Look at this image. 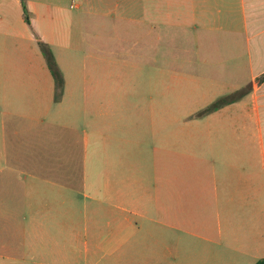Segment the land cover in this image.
Returning <instances> with one entry per match:
<instances>
[{"label":"crops","instance_id":"obj_1","mask_svg":"<svg viewBox=\"0 0 264 264\" xmlns=\"http://www.w3.org/2000/svg\"><path fill=\"white\" fill-rule=\"evenodd\" d=\"M67 1L0 0V264L264 259V0Z\"/></svg>","mask_w":264,"mask_h":264},{"label":"trees","instance_id":"obj_2","mask_svg":"<svg viewBox=\"0 0 264 264\" xmlns=\"http://www.w3.org/2000/svg\"><path fill=\"white\" fill-rule=\"evenodd\" d=\"M21 4L23 7L25 20L27 23H29L27 11H26V6H25V0H21ZM38 45H39V48H40V50H41V52L45 58L47 67H48V69H49V71L53 77V80L55 83L56 95L58 96L59 93L61 92L62 86H63V79H62L61 73L57 67V64L55 62L54 56H53L50 48L46 44L41 43V42H39ZM263 80H264V76L261 79H259V82H262ZM239 97L240 96L238 94H235V95H232V96L227 97L225 99H221V100L213 103L209 107H207L203 111V114L212 112V111L216 110L217 108H219L220 106H222L223 104L234 101ZM255 264H264V259L258 260Z\"/></svg>","mask_w":264,"mask_h":264},{"label":"rangeland","instance_id":"obj_3","mask_svg":"<svg viewBox=\"0 0 264 264\" xmlns=\"http://www.w3.org/2000/svg\"><path fill=\"white\" fill-rule=\"evenodd\" d=\"M65 4L67 5V8H68L69 5H70V0H68ZM208 66H209V63H205V67L208 68ZM205 71H206V69L204 68V72ZM210 81L213 82L212 80H210ZM207 84H208V80L205 79V80H203V83L201 84V87L206 89V88H208ZM191 85H192L191 83L184 82V81L180 80L179 78H177L175 80H172L173 89H178L176 91H173L172 103L173 104L174 103H178L181 98H183V99L188 98L189 96L188 95L186 96V92L187 91H183V90H187V89L190 90L191 89ZM194 87H196V84H194Z\"/></svg>","mask_w":264,"mask_h":264}]
</instances>
